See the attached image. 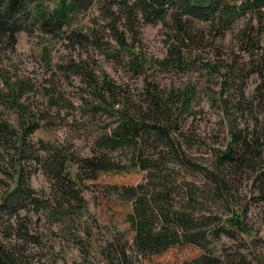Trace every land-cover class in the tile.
<instances>
[{
	"label": "trees",
	"instance_id": "1",
	"mask_svg": "<svg viewBox=\"0 0 264 264\" xmlns=\"http://www.w3.org/2000/svg\"><path fill=\"white\" fill-rule=\"evenodd\" d=\"M106 1L116 4L117 10L121 12L109 28L117 38L120 50H124L127 55L125 66L137 74L145 62L129 47L126 32L133 37L137 33L139 21L163 22L172 27L170 37L173 38V44L168 47L169 55L163 59V63L164 66L178 68L184 64L190 65L192 61L188 55L195 48L204 47L209 38L216 36L210 40V46L219 49L221 45L216 40L232 31L236 42L226 55L222 52L219 58L223 63H217L218 59L217 62L208 61L207 64L213 70L223 72L220 75L221 93L224 96L227 92L223 97L224 109L227 111L230 107L236 113H244L242 109L247 106L251 113H255L254 118L258 119V111L261 112L258 108L264 110V0ZM94 2L0 0V42L3 44L0 47V78H5L6 82L5 86L0 84V186H6L0 193V264H34L26 247L29 243L40 245L41 240L40 236L31 232V213L39 216L41 210H45L54 218H64L70 213L78 214L81 207H77L75 202L83 200L79 184L84 176L99 183L108 181L106 188L116 190L120 197H109L112 201L109 202L120 206L116 209L118 216L124 217V221L129 223L134 246L143 255L166 262V253L170 252L171 255L172 246L189 243L199 245L204 251L181 264H251L243 256L215 255L209 244L211 237L219 238L221 230L231 234L234 228L250 233L245 214L235 209L236 203L223 172V165L241 167L243 164H252L248 149H242L245 140L236 132L235 127H232L231 139L226 148L220 149L217 154L219 157L215 169L204 168L210 182L217 186L220 197L227 199L233 208V214L226 217L219 229L210 233L201 228L194 229L196 222L181 207L190 202H216L210 197L212 193L201 189L199 192L197 185L185 182V179L178 184L176 179L181 178V174L175 167L165 172L168 160L174 159L183 165L197 164L185 154L180 138L186 129L185 119L197 98L190 88L163 91L147 83L136 93V101L133 100V93H126L130 84L112 81L105 76L107 74L100 79L89 63H75V68L82 71L80 74L87 77L88 85L93 88L92 93L97 98L96 103H92V109L105 112L117 121L104 126L87 155L51 141L33 138L35 131L42 126L40 122L45 115L35 107L31 113L29 105L22 102V96L25 91L34 90L36 85L26 79L15 84L9 71L6 74L7 70L2 67L4 59L15 51L17 34L24 28L19 21L27 19L32 24L30 26L41 21L47 32L58 39L61 34L57 30L70 25L74 15L85 8L89 9ZM47 3L51 4L48 6ZM103 14L115 19V12L109 6H105ZM197 22L208 23L210 35L206 34L205 27L197 26ZM123 23L124 31L120 29ZM63 39L73 44H82L89 41L90 34L83 30H73L67 32ZM252 75H256L257 83L252 96L248 98L247 79ZM8 88L12 93L6 91ZM46 90L51 94L50 88ZM236 93L241 94L245 103L235 101ZM8 103L15 116H18L15 124L7 118V111L1 108H6ZM29 104L32 106L31 102ZM228 121L233 125L231 116ZM121 149H128L127 160H118L110 155ZM38 169L52 183L58 206L36 193L31 178ZM233 170L235 173L241 171ZM1 173L7 175L8 183H4ZM140 178L146 179L139 181ZM181 190L184 197L178 201Z\"/></svg>",
	"mask_w": 264,
	"mask_h": 264
},
{
	"label": "rangeland",
	"instance_id": "2",
	"mask_svg": "<svg viewBox=\"0 0 264 264\" xmlns=\"http://www.w3.org/2000/svg\"><path fill=\"white\" fill-rule=\"evenodd\" d=\"M50 4L47 3L48 6ZM105 6L113 9L115 19L103 14ZM117 9L116 4L95 0L89 9L74 15L70 25L57 30L61 34L58 39L51 32H47L41 21L34 26H30L32 24L27 19L19 21L24 28L17 34L15 51L4 59L2 67L7 70L6 74L9 71L15 84L26 79L36 85L34 90L25 91L22 96V102L29 105L31 113L35 107L45 115L40 122L42 126L35 131L33 138L51 141L87 155L90 154L95 138L103 132L104 126L117 121L105 112L92 109V103L95 104L97 98L92 93L93 88L88 85L87 77L80 74L82 71L75 68V63H89L100 79L107 74L105 76L112 81L130 84L126 93H133V100L136 101V93L147 83L163 91L190 88L197 98L185 119L186 129L180 138L185 154L197 164L183 165L177 160H168L165 172L175 167L181 174V178L176 179L178 184L185 179V182L197 185L199 192L201 189L212 193L210 197L216 202H190L182 204L181 207L196 222L194 229L201 228L208 233L219 229L225 223L226 217L233 214V208L227 199L220 197L217 186L210 182L204 168L215 169L219 157L217 154L220 149L226 148L234 126L236 132L245 140L242 149H248L252 164H243L241 167L234 164L223 165V172L236 203L235 209L245 214L250 233L234 228L231 234L221 230L219 238L211 237L210 249L215 255L222 257L243 256L251 264H264V110L258 108L261 111H258V119L254 118L255 113H251L247 106L242 109L244 113H236L230 107L226 111L223 97L227 92L224 96L221 93L220 75L223 72L213 70L207 64L208 61L217 62L218 59L217 63H223L219 57L223 53L226 55L236 42L233 40V32L229 31L224 38L216 40L221 45L219 49L210 46V40L216 36L209 38L204 47L195 48L188 55L192 61L190 65L184 64L178 68L164 66L163 63V59L169 55L168 47L173 44V38L170 37L172 27L163 22L139 21L137 33L133 37L126 32L129 47L145 62L137 74L125 66L127 55L124 50H120L119 42L109 28L110 23L121 14ZM196 25L205 27L206 34L210 35L208 23L197 22ZM120 29L124 31V23ZM73 30H86L90 34L89 41L82 44L65 41L64 36ZM262 39L264 45V35ZM0 47H3L2 42ZM256 83V75L247 79L248 98L252 96ZM0 84L6 85L5 78H0ZM48 88L51 94L47 93ZM6 91L12 93L10 88ZM240 95L235 94V101L245 103ZM15 96L19 97L16 94ZM10 107L12 106L8 103L6 108H1L7 111V118L15 124L18 116H15L13 108ZM230 116L233 125L228 121ZM110 155L123 161L129 157L128 149L116 150ZM233 169L241 171L235 173ZM1 174L4 183H8L7 175ZM31 179L36 193L58 206L57 199H54L55 191L47 175L38 169ZM145 179L140 178L139 181ZM106 182L108 181L99 183L83 177L79 184L83 200L75 202L77 207H81L78 214L70 213L64 218H54L45 210H41L39 216L31 213V232L40 236L41 240L40 245L29 243L26 247L34 264H171L170 261L181 264L184 260L203 253L202 247L189 243L172 246L171 255L170 252L166 253L167 263L140 253L134 246L129 223L124 221V217L118 216L116 209L120 206L109 202L111 198L120 196H117L115 189L106 188ZM4 187L6 186H0V193ZM178 197V201L184 197L182 190ZM66 209L68 211L67 207Z\"/></svg>",
	"mask_w": 264,
	"mask_h": 264
},
{
	"label": "bare ground",
	"instance_id": "3",
	"mask_svg": "<svg viewBox=\"0 0 264 264\" xmlns=\"http://www.w3.org/2000/svg\"><path fill=\"white\" fill-rule=\"evenodd\" d=\"M97 3V2H96ZM42 6V5H41ZM125 6V5H124ZM27 8V7H26ZM86 9V8H85ZM124 10V9H123ZM112 11V10H111ZM141 11V10H140ZM44 12V11H43ZM173 12V11H172ZM36 14V13H35ZM142 14V13H141ZM130 15V14H129ZM128 15V16H129ZM70 22V21H69ZM187 22V21H186ZM131 24V23H130ZM100 25V24H99ZM170 28V27H169ZM75 29V28H74ZM29 31V30H28ZM86 31V30H85ZM86 33V32H85ZM48 34V33H47ZM119 39V38H118ZM179 40V39H178ZM73 43V42H72ZM179 47V46H178ZM45 48V47H44ZM125 48V47H124ZM117 50V49H116ZM120 56V55H119ZM180 60V59H179ZM194 63V62H193ZM177 64V63H176ZM135 69V68H134ZM223 74V73H222ZM93 83V82H92ZM149 86V85H148ZM157 87V86H156ZM223 91V90H222ZM188 92V91H187ZM135 93V92H134ZM184 98V97H183ZM179 104V103H178ZM108 117V116H107ZM232 126V125H231ZM23 147V146H22Z\"/></svg>",
	"mask_w": 264,
	"mask_h": 264
}]
</instances>
